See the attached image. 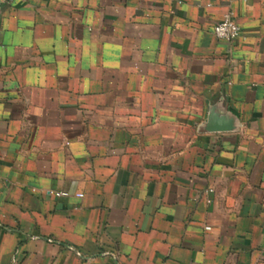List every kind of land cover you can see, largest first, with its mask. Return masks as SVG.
<instances>
[{"label": "crops", "instance_id": "obj_1", "mask_svg": "<svg viewBox=\"0 0 264 264\" xmlns=\"http://www.w3.org/2000/svg\"><path fill=\"white\" fill-rule=\"evenodd\" d=\"M0 264H264V0L0 3Z\"/></svg>", "mask_w": 264, "mask_h": 264}, {"label": "built area", "instance_id": "obj_2", "mask_svg": "<svg viewBox=\"0 0 264 264\" xmlns=\"http://www.w3.org/2000/svg\"><path fill=\"white\" fill-rule=\"evenodd\" d=\"M16 1L17 0H0V2L7 4L14 3ZM213 33L219 40L235 41L241 37L242 30L238 23L235 21L233 13L229 12L225 14L223 19L214 26ZM66 195L67 193H56V196L58 197ZM77 197L82 198L83 195L78 194Z\"/></svg>", "mask_w": 264, "mask_h": 264}, {"label": "water", "instance_id": "obj_3", "mask_svg": "<svg viewBox=\"0 0 264 264\" xmlns=\"http://www.w3.org/2000/svg\"><path fill=\"white\" fill-rule=\"evenodd\" d=\"M0 3H2V2H0ZM214 130H217V129H214ZM221 130H230V129H227V128L225 129V128H223V129H221Z\"/></svg>", "mask_w": 264, "mask_h": 264}]
</instances>
